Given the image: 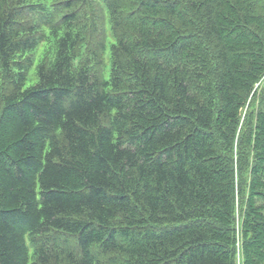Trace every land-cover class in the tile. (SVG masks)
Masks as SVG:
<instances>
[{"label":"trees","instance_id":"obj_1","mask_svg":"<svg viewBox=\"0 0 264 264\" xmlns=\"http://www.w3.org/2000/svg\"><path fill=\"white\" fill-rule=\"evenodd\" d=\"M0 264H264V0H0Z\"/></svg>","mask_w":264,"mask_h":264},{"label":"rangeland","instance_id":"obj_2","mask_svg":"<svg viewBox=\"0 0 264 264\" xmlns=\"http://www.w3.org/2000/svg\"><path fill=\"white\" fill-rule=\"evenodd\" d=\"M33 82V79H30L28 82V85L31 84Z\"/></svg>","mask_w":264,"mask_h":264}]
</instances>
